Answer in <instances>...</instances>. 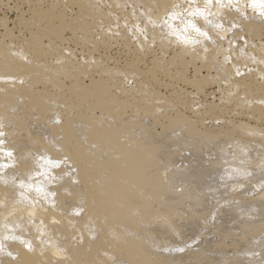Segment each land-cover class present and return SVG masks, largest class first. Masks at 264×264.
I'll use <instances>...</instances> for the list:
<instances>
[{"label": "bare ground", "instance_id": "obj_1", "mask_svg": "<svg viewBox=\"0 0 264 264\" xmlns=\"http://www.w3.org/2000/svg\"><path fill=\"white\" fill-rule=\"evenodd\" d=\"M138 2L139 45L158 38L157 26L202 53L205 37L220 39L228 66L245 45L264 52V39L229 35L264 30V0ZM16 46L1 37L0 55ZM243 55L264 90V59ZM216 65L195 71L212 77ZM99 81L90 93L71 82L21 97L28 86L0 77V264H264V131L230 122L206 131L180 117L156 132L149 112L117 114L90 97Z\"/></svg>", "mask_w": 264, "mask_h": 264}, {"label": "rangeland", "instance_id": "obj_2", "mask_svg": "<svg viewBox=\"0 0 264 264\" xmlns=\"http://www.w3.org/2000/svg\"><path fill=\"white\" fill-rule=\"evenodd\" d=\"M119 3L121 9L116 7ZM139 8L144 6L138 0H0V38L17 44L16 53L6 49L0 55V77L28 86L21 96L27 97L54 83L67 89L73 82L83 89L82 94L90 93L84 89L92 78L97 81L102 75L90 97L106 102L117 114L132 108L140 115L149 112L147 125L156 132L166 118L180 117L197 121L206 131L222 122L249 124L264 131V90L260 80L249 77L246 69L253 65L243 55L264 59V52L245 45L243 54L233 58L234 66H228L220 62V39L212 44L211 37H205L207 51L202 53L199 47L194 49V43L185 44V49L173 44L171 40L183 42L184 37L160 35L162 28L157 26L158 38L150 36L139 45L137 28H132L146 21L136 16ZM229 35L234 44L246 38L258 45L264 30L231 29ZM210 62L217 63L212 77L205 69L195 71ZM241 70L246 74H238ZM237 80L243 84L238 91L218 90L219 83ZM240 92L247 97L240 99Z\"/></svg>", "mask_w": 264, "mask_h": 264}]
</instances>
